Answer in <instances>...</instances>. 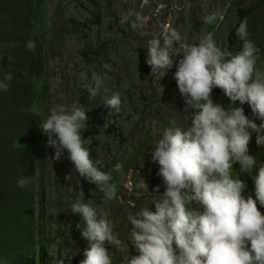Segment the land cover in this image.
Masks as SVG:
<instances>
[{
    "label": "rangeland",
    "instance_id": "rangeland-1",
    "mask_svg": "<svg viewBox=\"0 0 264 264\" xmlns=\"http://www.w3.org/2000/svg\"><path fill=\"white\" fill-rule=\"evenodd\" d=\"M213 12L216 22L205 23ZM128 13L129 23L122 25L120 18ZM70 18L84 24L73 28ZM241 20L259 49L256 68L264 71V0H0V80L12 74L9 90L0 91V264H17L15 254L39 251L47 264H79L88 241L81 235L84 221L71 212L77 200L91 202L98 214L107 212L113 232L129 245L128 213L143 206L154 210L155 197L141 185L153 195L164 191L159 165L151 160L155 142L166 128L190 125L173 76L181 57L161 78V94L159 76L145 62L148 41L171 26L181 34L176 45L181 53L185 44H198L208 33L222 50H240L243 41L235 31ZM29 40L35 41V51L25 47ZM114 93L120 94V111L106 108L116 116L114 130L108 133L105 124L94 134L83 135L90 126L81 133L90 158L116 185L115 198L108 200L95 183L79 177L67 150L51 163L55 149L39 126L57 106L76 103L87 111L81 97L106 103ZM212 99L228 107L222 92H212ZM242 107L251 118L250 107ZM101 112L96 108L94 114ZM249 154L257 167L264 164L255 133ZM21 177L32 178L25 188L17 186ZM109 254L113 264H125L124 257L135 251L109 246Z\"/></svg>",
    "mask_w": 264,
    "mask_h": 264
},
{
    "label": "clouds",
    "instance_id": "clouds-1",
    "mask_svg": "<svg viewBox=\"0 0 264 264\" xmlns=\"http://www.w3.org/2000/svg\"><path fill=\"white\" fill-rule=\"evenodd\" d=\"M130 15H122L120 23H129ZM216 20L214 12L204 17L207 24ZM132 27H142V23ZM235 35L243 41L236 54L218 47L212 33L198 44H185L181 53L176 48L181 34L171 26L148 41L145 62L153 76L158 74L161 94L160 80L180 55L173 76L190 125L166 128L155 142L151 160L159 165L164 191L153 195L145 183L141 185L155 197L151 201L154 210L143 206L128 213L129 245L113 232L107 212L98 214L91 202L81 200L71 205V212L84 221L81 235L88 241L79 264H113L109 246L121 252L129 246L134 249L135 254L124 257L125 264H264V215L257 207V201L264 205V164L257 167L255 156L249 154L252 133L256 145L264 147V71L256 68L259 49L248 39L246 20L239 22ZM25 47L35 51L36 43L29 40ZM11 81L12 74L6 73L0 91L7 92ZM214 88L228 98V107L213 101ZM237 102L240 106H235ZM106 104L119 112L120 94L111 95ZM244 104L250 107L251 118L245 115ZM88 119L83 106L60 105L50 110L39 127L48 137L47 145L55 149L51 163L67 150L79 177L95 183L110 200L116 196L111 173L100 170L98 160L93 162L81 135ZM236 163L240 173L257 169L251 177L255 199L243 195L246 183L233 174ZM121 167L117 164L115 170ZM31 180L21 177L17 186L25 188ZM155 191L159 192V186Z\"/></svg>",
    "mask_w": 264,
    "mask_h": 264
},
{
    "label": "trees",
    "instance_id": "trees-1",
    "mask_svg": "<svg viewBox=\"0 0 264 264\" xmlns=\"http://www.w3.org/2000/svg\"><path fill=\"white\" fill-rule=\"evenodd\" d=\"M68 21L70 22L73 28H77L79 25L84 24V22L79 23L77 20L73 18H70ZM93 21L95 23L98 22V14L94 15ZM238 51L239 50H234L233 48L229 49V52H231L232 54H236ZM83 54L85 55L86 59L89 60V58L87 57L88 53L85 51L83 52ZM212 92H222V91L219 88H214ZM80 101L85 103L86 106L89 108L86 111V114L89 117L87 124L88 126H90V128L85 130L83 135L86 136L88 134H94L96 133L97 129H99V127H102L105 124H107L106 131L108 133L114 130L116 116L115 114L108 113V109H106L107 105L104 101L96 100V102H92V101L85 100L83 97L80 98ZM96 108L102 109L103 112H101L98 115H95L94 112ZM236 173L239 174L240 178L246 183V189L243 195H245V197L251 195L253 199H255V186H254V181L252 180L251 177L255 175L257 171L253 170L251 174L240 173V165L238 164ZM257 207L261 211L262 215H264V205H260L259 202L257 201ZM14 256L17 260V264H47L49 263L48 257H46L42 251H39L37 256L33 254L25 255L24 253H17Z\"/></svg>",
    "mask_w": 264,
    "mask_h": 264
}]
</instances>
